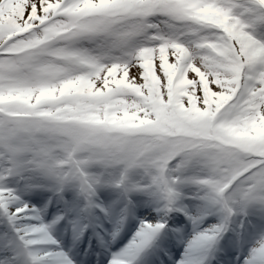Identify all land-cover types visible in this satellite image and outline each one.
<instances>
[{"label":"snow or ice","instance_id":"6c2138e0","mask_svg":"<svg viewBox=\"0 0 264 264\" xmlns=\"http://www.w3.org/2000/svg\"><path fill=\"white\" fill-rule=\"evenodd\" d=\"M214 262L264 264V0H0V264Z\"/></svg>","mask_w":264,"mask_h":264}]
</instances>
